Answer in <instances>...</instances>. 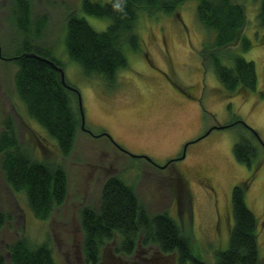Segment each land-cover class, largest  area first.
<instances>
[{"label":"rangeland","instance_id":"1","mask_svg":"<svg viewBox=\"0 0 264 264\" xmlns=\"http://www.w3.org/2000/svg\"><path fill=\"white\" fill-rule=\"evenodd\" d=\"M232 1L242 6L244 24L239 38L218 51L224 56L239 51L253 62L255 91L227 92L218 82L210 67L211 33L197 21L195 0L180 4L175 15L139 13L135 29L140 49L124 50L127 66L116 72L111 84L100 76H85L65 51L68 15L83 17L96 31H104L109 23L81 13L82 0H29L30 30L33 35L38 33L37 37L21 33L15 26L13 0H0V133L8 119L18 147L28 159L61 167L67 180L64 202L40 220L30 212L24 194L9 187L0 165V250L4 264H10L8 248L19 240L33 247L47 243L57 264H86L79 211H98L108 177H118L132 188L149 214L166 212L180 234L191 241L192 253L213 264L215 254L228 244L233 223L231 190L251 173L233 156L238 136L250 137L237 120L255 131L263 144L257 146L258 167L248 183L245 203L257 220L259 252L264 260V28L257 19L259 0ZM24 39L47 51L60 64L65 82L80 94L84 128L81 123L77 127L67 155H62L55 140L27 115L16 96L14 75L18 67L8 58L20 53ZM241 39L249 42V49L241 50ZM146 57L162 69L165 63L170 64L176 71V84L193 91L200 79L196 67L203 63L208 68L203 79L208 92L201 101L202 111L154 77L155 69L147 66ZM209 129L206 136L189 145L181 164L173 162L174 168L166 169L151 166L143 157L124 156L105 138L107 135H98L105 132L124 148L142 151L163 165L165 157L175 153L183 141ZM192 173L207 178L209 185ZM117 243L115 237L105 244L97 264H178L174 255H162L149 245L137 246L133 254L125 256L116 252Z\"/></svg>","mask_w":264,"mask_h":264},{"label":"trees","instance_id":"2","mask_svg":"<svg viewBox=\"0 0 264 264\" xmlns=\"http://www.w3.org/2000/svg\"><path fill=\"white\" fill-rule=\"evenodd\" d=\"M185 1L82 0L81 13L107 19L109 23L104 31H96L83 17L68 15L64 26L65 51L71 60L78 63L85 76H100L111 84L116 72L127 66L124 50L140 49L141 40L135 29L139 13L175 15L178 6ZM195 14L199 24L211 33L208 43L209 49L213 50L210 67L222 88L227 92L255 91L253 62L245 60L239 51L227 56L218 51L239 38L245 18L242 6L232 0H195ZM11 15L21 33L33 35L29 0H13ZM257 19L264 28V0H259ZM33 36L39 35L35 33ZM249 48V42L241 39V50ZM1 55L0 52V58H3ZM8 59L17 64L15 93L27 115L55 140L60 153L67 155L81 123V113L77 93L62 84L60 71L46 61L54 62L61 68L60 64L47 51L25 39L20 53ZM235 123L241 124L250 137L238 136L232 148L233 156L251 173L247 180L231 190L233 223L229 229L228 244L224 251L215 254L213 264H262L257 220L245 203L248 183L258 167L256 158L260 143L250 128L238 120ZM0 154V165L7 184L13 191L24 194L35 218L46 219L64 202L67 195L65 171L59 166L30 161L19 149L8 119L0 133ZM2 223L0 215V226ZM79 223L83 238L81 251L86 264H97L102 248L115 237L118 238L116 252L125 256L133 254L137 246L149 245L155 246L162 255H174L178 264H207L192 253L191 241L180 234L178 225L166 212L149 214L138 202L132 188L118 177L105 180L98 211L82 208ZM8 253L10 264H57L47 243L33 247L19 240L8 248ZM0 264H4L1 250Z\"/></svg>","mask_w":264,"mask_h":264},{"label":"flooded vegetation","instance_id":"3","mask_svg":"<svg viewBox=\"0 0 264 264\" xmlns=\"http://www.w3.org/2000/svg\"><path fill=\"white\" fill-rule=\"evenodd\" d=\"M145 60H146V64H147V66H149V67L152 69V71H154L153 69H155L154 74H156V76H154V77H157V78H159L160 80H162L163 82H165V84H167V86L170 88V90H172L175 94H177V95H178L180 98H182L183 100H185V101H190V102L195 103V104H196V107H197L198 109H200V111H202L203 107L201 106V101L203 100L204 96L207 95V92H208V91H206L205 86H204V83H203V79H204V77H205V74H206L208 68H205V67L202 65L203 63L199 62V65H200V63H201V66H202V67H200V66H199V67H196V71L199 73L198 75H200V79H199L198 83H196V91H195V90L193 91L190 87H189V88H186V89H183L182 87H180V86H178V85L176 84V82L174 81V78H173V75L176 76V71H175L174 67H171L170 64L168 65L167 63H165V64H164L165 68L162 69V68H160V67H158V66H155L154 64H151L147 57L145 58ZM156 67H157L159 70L156 69ZM171 69L173 70L174 73L172 72ZM157 70H158V71H157ZM201 116H202V115H201ZM84 131L87 132L86 130H84ZM102 134L107 135V137L105 136V138H106V139L111 143V145H113V146L116 148V150H117L119 153H121L122 155H124V156H129V157H132L130 154H133V155H140V156H147L148 158L151 159V161L145 159L146 162H147L148 164H150L151 166H155V167H158V168H160V169H161V167H162L163 165H165V164H166V166H165L164 168H162V169H166V168H168V167H170V166H172V168H174V166L172 165L173 162H178V163L181 164V162H183V161L185 160L186 155H187V153L189 152L188 147H189V145H190L191 143H189V144L186 146L185 152H183L184 145H185L186 143L191 142L192 140H195V139H197L198 137L201 136V135H200V136H197V135H198V133H197L195 136H192V137L186 139L185 141H183V142L178 146V148L176 149L175 153H173V154H171V155H167V156L165 157V161H164L163 165H159V164H156L148 154H146V153H144V152H142V151H134V150H130V149H126V148H124L122 145H119L118 143H116V142H115V141H114V140H113V139H112L107 133H105V132H102V133L98 134L99 137H100ZM98 135H97V136H98ZM202 135H203V134H202ZM141 158H142V157H141ZM143 159H144V158H143ZM192 174H193V177H194L195 179H198V180H200L201 182H203V183L209 185V181H208V179L205 178L204 176H202V175L200 176V175H198V174H194V173H192ZM195 182H196V181H195ZM211 189H212V187H211Z\"/></svg>","mask_w":264,"mask_h":264},{"label":"water","instance_id":"4","mask_svg":"<svg viewBox=\"0 0 264 264\" xmlns=\"http://www.w3.org/2000/svg\"><path fill=\"white\" fill-rule=\"evenodd\" d=\"M27 55H29V56H34L33 54H27ZM48 64H50V66H52L53 68H55V69H58L59 71H60V80H61V82H62V84L66 87V88H68L69 90H71V91H74V92H76L77 93V98H78V104H79V110H80V113H81V128L83 129L84 127H83V125H84V117H83V112H82V104H81V98H80V94L73 88V87H71V86H69V85H67L66 84V82H65V79H64V73H63V71L59 68V67H57L53 62H51V61H46ZM224 127H226V126H216V127H214V128H224ZM253 133V135L256 137V139L259 141V143L260 144H262L261 143V141L259 140V138H258V135H257V133L255 132V131H253L252 129H250ZM210 132V129L207 131V132H205L203 135H201L200 137H198L197 139H195V140H192L191 142H188V143H186L185 145H184V148H183V152H185V149H186V146L189 144V143H193V142H196V141H198V140H200L201 138H203L204 136H206L208 133ZM263 145V144H262ZM132 157H143L144 159H147V160H149V161H151V159L150 158H148L147 156H140V155H133V154H130ZM166 166V164L165 165H163L161 168H164Z\"/></svg>","mask_w":264,"mask_h":264}]
</instances>
